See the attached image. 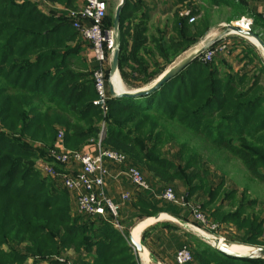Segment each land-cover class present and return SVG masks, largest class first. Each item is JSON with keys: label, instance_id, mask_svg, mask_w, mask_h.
Listing matches in <instances>:
<instances>
[{"label": "trees", "instance_id": "trees-1", "mask_svg": "<svg viewBox=\"0 0 264 264\" xmlns=\"http://www.w3.org/2000/svg\"><path fill=\"white\" fill-rule=\"evenodd\" d=\"M49 1L68 9L79 3ZM257 1L177 0L191 4L189 16L176 10L168 29L155 30L144 0H126L120 22L122 79L135 88L156 81L210 30L216 8L228 10L229 24L251 18V31L264 41V19L251 5ZM190 18L198 20L190 23ZM104 29L114 30L110 12ZM83 44L66 14L54 9L44 14L30 2L0 0V264H66L62 256L71 264H141L130 242L133 219L168 210L197 224L189 207L177 215V208H163V199L132 187L125 203L129 220L121 211L120 231L99 216L79 214L75 198L60 181L42 175L38 163H55L51 151L60 130L65 148L79 152L101 141L103 124L102 147L126 155L158 195L180 183L184 193L176 196L220 228L234 226L239 237L233 242L264 247V211L254 212L258 202L248 199V190L241 197L236 188L223 192L225 180L215 184L209 178L215 162L208 156L237 161L264 185V61L256 48L243 41L230 49L231 54L242 49L235 57L242 65L239 71L226 58L209 63L196 58L148 96L112 97L104 113L94 105L93 71L82 59ZM55 169L65 171L62 165ZM202 195L206 200L199 204ZM229 205L234 209L227 210ZM155 229L182 231V247L190 246L193 254L190 264H264L226 256L173 222L143 232L142 244L153 255L148 237Z\"/></svg>", "mask_w": 264, "mask_h": 264}, {"label": "built area", "instance_id": "built-area-1", "mask_svg": "<svg viewBox=\"0 0 264 264\" xmlns=\"http://www.w3.org/2000/svg\"><path fill=\"white\" fill-rule=\"evenodd\" d=\"M15 2L18 4L25 2L35 4L44 14H50V11L56 8L59 13L66 14L72 20L73 27L80 33L84 43L89 47L96 63V67L93 70V83L97 94L94 105L106 113L109 101L113 97L110 92L111 76H108V72L115 50L114 30L104 29V21L109 9L107 1L85 0L84 4L77 9L54 5L49 0H15ZM189 14L190 12H185L182 15L189 16ZM262 17L264 19V10L262 11ZM195 20L196 18H190L189 22L194 23ZM252 25V20L246 21V28L237 24V26L247 31H251ZM230 32L235 34L234 31ZM230 32L223 35L220 43L203 50L199 56L202 61L209 63L215 58L229 53L230 44L228 43L229 39H226V37L231 35ZM104 132L105 125L103 124L101 141L102 137H104ZM101 141L96 144L97 153L69 151L64 146V132L60 130L57 137L56 150L51 151V157L54 162L66 167L65 171L60 173L57 172L52 164L41 163V161L38 163L40 172H44L46 176L60 181L63 188L73 195L76 210L79 214L93 217L99 216L110 221L116 229L123 231V226L120 222L122 206L131 200L132 194L131 191H125L121 196V203L115 202L114 199L107 195L105 184L109 173L107 163L111 162L126 167L124 175L131 183L133 189L139 192H150L164 201L180 205L186 209L189 207L194 221L201 228H208L211 232L220 230V226L209 220L199 208L194 209L192 206H187L183 198H178L172 188H168L161 195H158L157 190L151 186L143 172L132 165L126 155L114 150L104 149ZM194 228L200 232L202 231L199 228ZM213 236L215 237V235ZM134 250L137 253L135 248ZM193 260V254L186 245L177 252L175 257L176 264H190ZM60 261L71 264V261L63 256Z\"/></svg>", "mask_w": 264, "mask_h": 264}, {"label": "crops", "instance_id": "crops-1", "mask_svg": "<svg viewBox=\"0 0 264 264\" xmlns=\"http://www.w3.org/2000/svg\"><path fill=\"white\" fill-rule=\"evenodd\" d=\"M84 1L85 0H79L78 7L83 5ZM106 1L108 3V8H109L108 9V13H109L111 7L113 6V7H115V9H117V7L119 6V4L121 3L122 0H106ZM144 3H145V6H146L147 10H151L152 18H151V21L149 23V26H152V27L160 26V25H158L160 23L158 22V20H156V17H157V14H158L157 11H156L157 9H159L160 11L165 12V9L167 8V12L165 14H167L168 12H172V10H173V12H175L176 10H181V16H183L182 15L183 13L190 12V9H189L188 6L191 5L188 2H185L184 4L177 3V0H144ZM193 5L195 6L196 3H193ZM251 5L253 6V9L255 11L259 12L262 15V11L264 10V0H258L257 2H254ZM53 9H56V8H53ZM58 13H59V11H58ZM249 20H252V19L244 17L241 20L237 21L238 23L237 22H232V24L237 26V24L242 25L243 23H245V24H243V26L246 27V21H249ZM252 22H253V20H252ZM220 24L221 23H214L213 26L210 28V30L205 34V36L202 37L195 46H193L191 49H189L187 51V52H189L187 57H189L190 55H192V54H194V53H196L198 51H202V50H204L205 48H207L209 46H214V45H217L218 43H220L222 41L221 38L223 37V35H226L228 33V31L227 32L226 31H222L221 32L219 30L218 27H219ZM227 28H228V25H227ZM242 41H244V40L236 39V37L229 38L228 43L230 44V49L232 50L235 47V44L241 45ZM82 48H83L82 59L88 65V67L93 71L95 69V67H96V63H95V60H94V58L92 56V53H91V51L89 50V47L86 44H83ZM241 50H242L241 48H238V51H236V52L231 54V58L233 59L234 57H236V55L239 54ZM256 52L258 53L257 50H256ZM258 55L260 56L259 53H258ZM171 68H173V67H171ZM170 69H168V70H170ZM167 71H165V72H167ZM115 89L117 91L121 90L120 87H118V86H116ZM82 151L97 153V147L94 144L93 145H88ZM42 162L43 163H48V162H45V161L41 160V163ZM49 164H52V166L54 168L57 165L61 166V164H58L56 162L55 163L49 162ZM107 166H108V170H109L108 176L106 178V183H105L106 184L107 195L110 198L114 199L115 202L121 203V196H122V194L125 191H127L126 188L128 190L129 189L133 190L132 186H131V183L129 182L127 177L124 175L126 167L119 166V165H116V164L111 163V162H108ZM41 173H42V175L44 177H47L44 172H41ZM156 186H157V188H160L158 185H156ZM118 189L120 190L119 192H117ZM165 202H167V201H165ZM174 205H176V207ZM174 205L172 203L167 202V203L163 204V208H165V209L177 208V211H175L177 215H180V214L182 215V214H184L187 211L186 208L181 207L180 205H177V204H174ZM177 206L180 207L181 209L184 208V210L182 211ZM128 209H130L128 207V205L127 204H123V206H122V217L124 219L126 218V219L129 220V217H127L125 215V211H128ZM164 211H167V212H163V213L158 214L161 217H160L159 221H157L155 224H153V225H149V224L145 225L144 228L141 229L142 231L141 230H139V231L137 230L136 231V236L140 240L139 242L141 244H142L143 232L146 229H148L149 227H151V226L153 227V226H155L157 224H161V223H164V222L177 223L173 219L163 218V216H165V215L166 216H170L172 218L173 217L175 218V216L170 214L168 212V210H164ZM191 218H190V221H192ZM130 219H131V217H130ZM148 219L149 218L143 219V220L133 219V221L135 222V224L138 223L137 225H139L142 222L144 223ZM177 224L182 226V227H185V226L181 225L180 223H177ZM188 225H190V224H188ZM196 226L200 227L199 224L198 225L196 224ZM192 227H194V226H192ZM186 229H188V228H186ZM131 233H132V231H131ZM148 240H149V244H151L152 247H153L154 255L152 254V251L149 248L145 247L142 244L144 246L146 252H147V256H146L147 260H146V258H143V254L139 255L137 253L141 264H176V262H175L176 254L181 249L182 245H184L185 242H186L185 237L182 235V231L175 232V231H168V230H165V229L152 230L150 232V236L148 237Z\"/></svg>", "mask_w": 264, "mask_h": 264}, {"label": "rangeland", "instance_id": "rangeland-1", "mask_svg": "<svg viewBox=\"0 0 264 264\" xmlns=\"http://www.w3.org/2000/svg\"><path fill=\"white\" fill-rule=\"evenodd\" d=\"M156 11L158 13L157 14V17H156V20H158V22L160 23L158 25H160V26L155 27V30H156V28L166 29V27L170 24V21H171V18H172V14L174 13L173 10H172V12H168L167 14H165L167 12V8L165 9V12L160 11L159 9H157ZM219 12H221V13L219 14ZM115 14H116V9H115V7L112 6L111 9H110V15H112L115 18ZM212 15H213V21H214V23H221L219 25V27H218L221 32L222 31H226V32L227 31L228 32L231 31V30H229L227 28V25H231L232 23H230V24L227 23L226 18L229 15V12H228V10L226 8H223L221 10H219L218 8H216L215 11H214V13L212 12ZM196 20H198V19L196 18ZM196 20H195V22H196ZM243 24H245V23H243ZM167 29H168V27H167ZM151 33H155V31L153 30V28H151ZM232 37H236V39H239V40L242 39V40L246 41L247 43L252 44L255 47V45H254V44H256L255 41L250 40V39H249L250 40L249 41L248 39L243 38L242 36H240L236 32H235V34L234 33H231V35H229L228 37H226V39H229V38H232ZM251 41L254 44L251 43ZM255 48H256V50L258 51V53L260 54L261 58L264 61V51L260 47H257L256 46ZM188 53L189 52H186V53H183L181 56H179L176 59V61L173 62L166 69V71L168 69H170L171 67H174V66L178 65L182 60H184L185 58H187ZM198 58H200V57H198ZM217 58L218 59L219 58H226L228 62L234 64L233 67L235 68L234 70H236V71H239L242 68V65L241 66H237V61H235V59H234L235 57L233 59L231 58V53L230 52L227 53V54H225V55H223V56H219ZM116 76L113 77L112 82H113V84L115 86L114 88H116V86L120 87L121 90H119V91H117L115 89L117 92L133 91V90H137V89H143V88L149 87L153 83L152 82L151 84H149L147 86H144V87L135 88L133 86L128 85L126 82H124V80L121 79L122 77L120 78L118 75H116ZM190 142L194 146H197L198 145V142L195 141V140H191ZM205 154L207 156V153L206 152H204V155ZM208 156L211 157V159H213V161L215 162V163H212V165L210 166L211 167L210 170H211L212 173L209 174V178H211L214 181L215 184L216 183L217 184L220 183L222 181V179H224L225 180V185H224V188H223V192H227L229 190H232L233 188H236L237 191H238L237 196L241 197V195L244 192V190H248V199H250L251 201L256 200L258 202L257 205L254 206V212L257 213V212H260V211H264V185L263 184H261V183H259L257 181H254L253 179H251L250 176H249V174H248V172L246 171V169L244 167L242 168L240 166V164L237 163V161H235V160L224 161L223 159H221V157L219 156V154L210 153V152H208ZM220 178H222V179H220ZM169 188H172L174 190L175 194L178 191V195L179 196L182 193H184V189L181 187V184L180 183H175L174 185H172ZM126 190H128V189L126 188ZM119 191L120 190L118 189L117 192H119ZM128 191L134 192V190H130V189ZM204 200H206V197L204 195H202L197 203L200 204ZM236 200H238V198ZM199 204H197V205H199ZM226 204H227V202H226ZM225 208L227 210L234 209V207L231 206V205H229L228 207H225ZM142 223L139 224V225H137L138 223L135 224V226L133 228H130V230L131 231L136 230L137 227H139L140 225H142ZM188 224H190L191 226H194L196 228L201 229L208 236L215 235V237H217V238H224L227 241H232L233 242V240H231V239H234V238H238L239 237V233H237L236 228L234 226H231V225H223L218 232H211L208 228H203L202 229L200 227H197L196 224L193 223V222H190ZM188 231H190V232L194 233L195 235L201 237V235H199L197 232L194 231L193 227L191 229L188 228ZM237 244H239V243H237ZM235 246H237L239 248L255 249L252 246H246V245H242V244L235 245ZM189 249L191 251V247Z\"/></svg>", "mask_w": 264, "mask_h": 264}, {"label": "water", "instance_id": "water-1", "mask_svg": "<svg viewBox=\"0 0 264 264\" xmlns=\"http://www.w3.org/2000/svg\"><path fill=\"white\" fill-rule=\"evenodd\" d=\"M126 4V0H122L119 6L116 9V14L114 18V33H115V50L112 57L111 67H110V76H111V83H110V92L113 97L118 98H138V97H144L152 94L153 92L159 90L164 84H166L168 81L173 79L176 75H178L180 72H182L185 68H187L196 58H198L202 51H198L189 57L182 60L178 65L174 66L167 72L163 73L154 83L143 89H137L133 91H123V92H117L114 88V84L112 82V79L115 75H118L120 78V72H119V58H120V52H121V36H120V22H121V13ZM228 29L231 31H234L238 33L240 36L244 37L245 39H253L256 41L255 46L260 47L264 51V41L262 38L255 34L252 31L243 30L241 27L236 26L234 24L228 25ZM250 41V40H249ZM161 216L157 215L155 217L149 218L148 223L149 225L155 224L157 221H159ZM174 218V217H173ZM177 223H180L181 225L185 226L186 228L191 229L192 226L188 225L186 222H184L181 219L174 218ZM194 231L197 232L201 237L209 243L213 248L220 251V253L236 258V259H245V260H264V247H254L255 252L253 255H241V254H235L232 252H229L224 246H221V239L217 237H210L204 234L199 233L194 227ZM223 245L226 244H233L235 242L227 241ZM130 242L132 244V247L136 249L137 253L139 255L143 254L145 252L144 246L140 242L134 241L132 237V233H130Z\"/></svg>", "mask_w": 264, "mask_h": 264}, {"label": "bare ground", "instance_id": "bare-ground-1", "mask_svg": "<svg viewBox=\"0 0 264 264\" xmlns=\"http://www.w3.org/2000/svg\"><path fill=\"white\" fill-rule=\"evenodd\" d=\"M243 25V24H242ZM244 28H246V27H244ZM250 40H253V39H251L250 38ZM253 41H255V40H253ZM256 42V41H255ZM116 76V75H115ZM163 218H166V219H173V220H175L174 218H172V217H170V216H163ZM149 223H148V220H146L144 223H142V225H140L139 227H137V229L136 230H133L132 231V237H133V239H134V241H136V242H139L140 240L138 239V237L136 236V231L138 230H141V229H143L144 228V226L145 225H148ZM142 231V230H141ZM198 231V230H197ZM198 232H200V231H198ZM201 234H204V235H206L205 233H203L202 231L200 232ZM208 236V235H207ZM210 237H214V236H210ZM226 241H225V239H222L221 238V246H224L229 252H232V253H235V254H241V255H253L254 254V252H255V249H249V248H239V247H237V246H235V245H239V244H237V243H233V244H226V245H223L224 243H225ZM143 258H146V260H147V252H146V250H145V252L143 253Z\"/></svg>", "mask_w": 264, "mask_h": 264}]
</instances>
